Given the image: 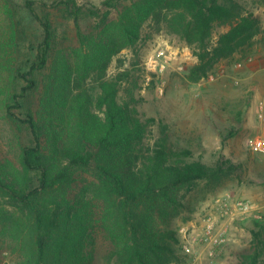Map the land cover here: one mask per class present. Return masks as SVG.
I'll list each match as a JSON object with an SVG mask.
<instances>
[{
    "label": "trees",
    "instance_id": "trees-1",
    "mask_svg": "<svg viewBox=\"0 0 264 264\" xmlns=\"http://www.w3.org/2000/svg\"><path fill=\"white\" fill-rule=\"evenodd\" d=\"M0 2L14 21L7 1ZM45 5L64 7L79 26L82 8L74 1ZM133 6L114 28L134 46L140 35L139 16L152 15L158 26L165 24L191 47L199 60L193 69L195 79L216 59L245 60L256 52L254 38L261 20L240 0H150ZM25 7L42 34L29 68L18 72L25 85L6 102L9 117L26 124L33 141L21 150L24 186L0 167V254L8 260L5 264H95L91 246L98 228L110 239L109 261L114 264L178 260L179 239L173 225L188 207V192L200 182L234 173L236 167L224 161L210 166L189 159L191 152L174 147L163 122L160 138L153 145L146 143L156 122L138 111L139 81L131 68L107 78L98 73L103 59L113 60L115 48L98 43L94 34L76 50L77 69L68 77L55 76L59 96L48 112L47 128L31 113L20 118L15 109L37 87L36 74L49 63L53 35L50 18L40 14L32 0H26ZM15 25L12 22V28ZM221 26L227 29L213 42ZM12 42H0L7 63L13 55L7 49ZM91 85L99 89L97 93L90 91ZM44 134L53 135L48 143ZM254 224L258 229L251 230L252 248L239 255L237 264H264V222Z\"/></svg>",
    "mask_w": 264,
    "mask_h": 264
},
{
    "label": "rangeland",
    "instance_id": "rangeland-1",
    "mask_svg": "<svg viewBox=\"0 0 264 264\" xmlns=\"http://www.w3.org/2000/svg\"><path fill=\"white\" fill-rule=\"evenodd\" d=\"M6 1V9L13 15L14 21L8 18L4 4L0 2V42L9 43L12 39L14 42L12 47L7 46L13 53L8 63L7 57L1 53L4 47H0V167L8 178L24 186L26 172L22 166L21 150L24 145L32 143L33 137L26 124L9 117L6 102L26 83L18 72L26 71L33 61L34 48L41 39L42 29L25 7L26 0ZM32 1L40 14L50 18L53 35L49 63L36 74L37 87L21 99L20 106L15 109L20 118L31 113L42 128H47L48 112L57 104L59 96L55 76L68 77L69 72L77 69L74 65L76 50L85 37L94 34L98 43L108 42L115 48L113 60L108 63L107 58L103 59L98 73L107 78L131 68L134 79L139 81L141 88L137 94L141 101L138 111L143 117L154 118L156 122L146 143L153 145L160 138L163 122L168 127L174 147L191 152L189 159L210 166L224 161L236 167L234 173L214 181L200 182L188 192L185 199L188 207L183 208L174 219L175 229L226 192L264 202V152L255 151L251 145L255 137H264L261 125L264 120H259L257 116V103L262 95H250L242 75L237 73L235 65L242 61L239 56L212 61L207 72L195 79L193 69L199 65V60L191 47L170 33L165 24L158 26L152 15L146 19L139 16L141 29L134 46L114 28V23L128 7L134 8V3H148L150 0H71L82 8L79 26L64 7L45 5L54 0ZM240 1L247 9L254 10L261 20L254 48L255 53H264V0ZM12 22L16 23L15 28H12ZM226 29L217 27L212 41L215 42ZM161 50L164 55H159ZM162 62L166 63L163 70ZM106 63L109 65L105 69ZM122 63L124 65L120 67ZM222 70V75L210 80L211 74ZM65 83L61 80L60 84L66 89ZM128 85L132 86L124 83V86ZM98 90L90 86L91 92L97 93ZM51 136L44 134V143H48ZM252 228L258 229L253 222H248L243 226L244 230L235 231L216 264H237L239 255L252 248ZM92 242L95 264H114L113 260L109 261L112 249L110 239L99 228L93 231ZM176 254L179 259L170 264H200L178 247ZM6 261L0 254V264Z\"/></svg>",
    "mask_w": 264,
    "mask_h": 264
},
{
    "label": "built area",
    "instance_id": "built-area-1",
    "mask_svg": "<svg viewBox=\"0 0 264 264\" xmlns=\"http://www.w3.org/2000/svg\"><path fill=\"white\" fill-rule=\"evenodd\" d=\"M159 55H164V51L161 50ZM165 66L166 63L162 62L161 70ZM223 73L222 70L211 74L210 80H215ZM257 116L259 120H264V98L258 100ZM251 145L255 151L264 152V137H255ZM248 222H264V202L226 192L214 198L193 218L178 225L180 250L200 264H216L224 247L233 239L235 231L242 230Z\"/></svg>",
    "mask_w": 264,
    "mask_h": 264
},
{
    "label": "crops",
    "instance_id": "crops-1",
    "mask_svg": "<svg viewBox=\"0 0 264 264\" xmlns=\"http://www.w3.org/2000/svg\"><path fill=\"white\" fill-rule=\"evenodd\" d=\"M235 68L237 73L242 75L250 95H262L259 100L264 98V53H254L238 65L236 63ZM261 125L264 130V123Z\"/></svg>",
    "mask_w": 264,
    "mask_h": 264
}]
</instances>
